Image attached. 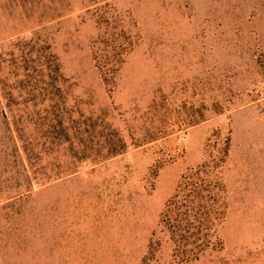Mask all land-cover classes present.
<instances>
[{
  "label": "rangeland",
  "instance_id": "1",
  "mask_svg": "<svg viewBox=\"0 0 264 264\" xmlns=\"http://www.w3.org/2000/svg\"><path fill=\"white\" fill-rule=\"evenodd\" d=\"M0 264H264V0H0Z\"/></svg>",
  "mask_w": 264,
  "mask_h": 264
},
{
  "label": "trees",
  "instance_id": "2",
  "mask_svg": "<svg viewBox=\"0 0 264 264\" xmlns=\"http://www.w3.org/2000/svg\"><path fill=\"white\" fill-rule=\"evenodd\" d=\"M218 106V107H217ZM216 107L218 108L217 109V111H216V113H218V114H220V113H222V110L224 111V109H222L223 107H220L219 105H216ZM221 110V111H220ZM201 118V119H200ZM205 118H207V115H205V114H203L202 113V115L199 117V119L198 120H195V121H193V125H196L197 123V121H203V119H205ZM101 120V121H100ZM99 121L97 120L96 121V125L98 126V125H101L103 128H105L106 130H107V125L106 124H103V122H104V120L103 119H100ZM100 122H101V124H100ZM113 137L114 138H116L117 136L114 134L113 135ZM124 151V149H122V147L119 149V150H117V148L115 147L114 149L112 148L111 150H110V152H109V156L108 157H106V158H110V157H113V156H116V155H119V154H122V152ZM102 160H105V158L104 159H102Z\"/></svg>",
  "mask_w": 264,
  "mask_h": 264
}]
</instances>
